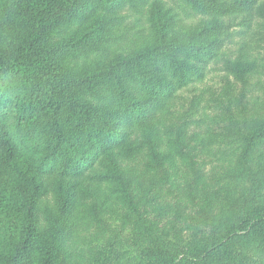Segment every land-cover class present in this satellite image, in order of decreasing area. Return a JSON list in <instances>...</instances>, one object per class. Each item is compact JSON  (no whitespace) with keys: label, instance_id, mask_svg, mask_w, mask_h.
I'll return each instance as SVG.
<instances>
[{"label":"rangeland","instance_id":"374dc122","mask_svg":"<svg viewBox=\"0 0 264 264\" xmlns=\"http://www.w3.org/2000/svg\"><path fill=\"white\" fill-rule=\"evenodd\" d=\"M118 3L83 24L65 11L46 29L51 40L41 46L79 42L83 32L98 30V44L79 42L63 67L75 77L103 72V82L92 89L103 102L114 91L111 65L152 44L157 8L168 12L171 35L184 41L215 29L217 57L203 79L177 91L157 113L149 133L155 129L162 146L154 138L133 155L114 150L112 156L120 155L116 171L107 166L110 154L102 157L103 168L85 176H40L44 142L16 130L10 104L0 107V264L11 261L27 213L37 219L36 236L14 264H98L113 241L115 264H152L156 248L162 252L158 264L184 251L200 255L212 241L245 229L252 208L264 209V147L240 161L247 139L264 127V21L256 13L201 15L186 0ZM21 11L22 0H0L1 51L24 38ZM245 17H252L250 29L239 25ZM136 140H143L141 131ZM181 264H264V227L237 235L210 260Z\"/></svg>","mask_w":264,"mask_h":264},{"label":"trees","instance_id":"16d2710c","mask_svg":"<svg viewBox=\"0 0 264 264\" xmlns=\"http://www.w3.org/2000/svg\"><path fill=\"white\" fill-rule=\"evenodd\" d=\"M186 1L201 15L256 13L264 21V2L259 3L260 0ZM118 2L22 0L20 20L24 38L0 50V107L10 104L15 111L13 124L16 130L21 134L33 132L34 138L39 137L44 142L41 162L36 169L40 176L57 173L61 177H81L98 165L103 168L102 157L112 156L116 149L121 154L133 155L152 145L154 138H158L159 146H162L160 134H156L155 129L153 134L149 133L157 113L167 106L177 91L203 79L209 63L217 57L220 46L214 37L215 29L194 33L184 41L179 35H171L172 21L168 20V12L157 8L151 20L155 26L152 44L135 57L121 59L111 65L110 71L113 70L112 74L116 76L113 77V89L117 93L113 91L105 95L103 102L92 92L94 86L99 88V83L103 82V72L75 77L63 67L64 61L73 57L79 42L89 39L91 46L93 40L95 43L100 41L98 30L83 32L79 42L70 40L49 49L41 46L51 40L46 29L65 11L79 18L83 24L91 21L98 12L100 14L102 9H115ZM251 20L252 17H245L239 25L250 29ZM78 29L81 30L80 27ZM93 47L97 48L96 45ZM84 51L87 50H80ZM142 67L145 68V75L139 71ZM110 71L104 72L110 75ZM100 102L108 103L106 110L101 109ZM3 123L0 116V135L5 127ZM139 131L143 135L140 142L136 140ZM262 139L264 141V127L256 129L247 139L240 160L243 164L249 161L253 149L259 145L264 147V142H259ZM117 158L120 155L109 157L107 161V166L115 171L119 169ZM36 222L32 213L26 214L20 241L8 264L24 260L36 236ZM245 224V229H234L226 237L212 241L200 255L184 251L182 256L168 261L163 259L158 264L210 260L237 235L246 237L263 228L264 209L256 207L248 211ZM115 244L116 241L111 243L105 251L109 252V256L107 254L98 264L117 262L114 260L119 257ZM154 251V257L150 258L152 264L162 253L157 248Z\"/></svg>","mask_w":264,"mask_h":264}]
</instances>
